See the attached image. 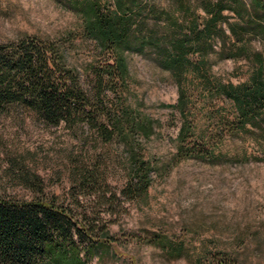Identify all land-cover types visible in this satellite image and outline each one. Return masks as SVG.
<instances>
[{
	"label": "rangeland",
	"instance_id": "374dc122",
	"mask_svg": "<svg viewBox=\"0 0 264 264\" xmlns=\"http://www.w3.org/2000/svg\"><path fill=\"white\" fill-rule=\"evenodd\" d=\"M66 1L0 0V41L31 36L60 43L68 66L78 71L84 89L94 93L95 73L115 58L85 36L81 16ZM151 1L169 11L176 8L171 0ZM102 2L113 4V0ZM197 11L202 22L206 13ZM225 14L229 22L239 21L234 13ZM223 25L229 36L225 43L216 41L215 50L207 55L191 54L199 69L181 80L154 60L126 52L125 78L116 76L114 86L102 95L108 108L120 97L141 118L154 122L149 137H134L136 151L153 165L146 194L121 193L130 179L131 153L121 139L107 141L88 124L74 130L64 122L48 126L30 113L0 117V194L30 196L8 172V155L25 153L28 165L46 181L47 191L67 203L78 195L80 201L74 205L80 211L95 210L109 228L113 242L88 264H264V133L232 134V101L220 97L215 88L217 83L251 82L258 64L255 53L264 57V33L242 43ZM240 46L243 56L224 57ZM205 57L206 64L200 67ZM180 84L190 95L186 114L194 131L206 136L219 161L177 155L184 117L170 105L178 103ZM93 159L101 164L99 178L103 190L107 188L106 197L99 189L84 191L75 183L80 178L78 165H91Z\"/></svg>",
	"mask_w": 264,
	"mask_h": 264
},
{
	"label": "trees",
	"instance_id": "16d2710c",
	"mask_svg": "<svg viewBox=\"0 0 264 264\" xmlns=\"http://www.w3.org/2000/svg\"><path fill=\"white\" fill-rule=\"evenodd\" d=\"M174 11L158 7L151 0H67L82 18V29L98 47L115 58L95 73L96 90L84 89L80 74L69 67L66 50L58 42L37 37L0 41V117H24L28 113L57 127L88 124L105 140L121 139L128 148L129 181L121 190L125 196L139 197L152 183V162L136 151L134 137H149L154 122L141 118L134 109L118 98L117 104L104 103L102 95L114 86L116 76L125 78L128 66L123 54L137 53L154 60L163 69L178 76L192 69L191 54L207 55L215 50V42L229 37L245 43L250 36L264 33V0H171ZM197 9L205 11L202 22ZM239 21L229 22L225 12ZM176 15V16H175ZM201 22V23H200ZM225 40V41H224ZM243 46L224 57L243 56ZM257 70L248 84L217 83L216 93L232 101L235 120L229 124L232 134L248 130L264 133V57L255 53ZM206 64L202 58L200 67ZM209 78L205 82L209 84ZM213 88V87H212ZM177 108L183 118L179 129L177 155L202 161H219L206 136L194 131L187 108L190 95L180 84ZM250 128V129H249ZM219 157V158H218ZM11 181L25 188L29 197L0 194V264H88L105 244L114 238L95 210H79V196L73 202L47 191L46 181L27 163L28 154L13 153L7 157ZM99 161V160H98ZM79 164L78 179L84 191L93 189L106 197L103 190L101 164ZM75 184V185H77ZM116 195V193L111 194ZM223 261H220L222 264Z\"/></svg>",
	"mask_w": 264,
	"mask_h": 264
}]
</instances>
